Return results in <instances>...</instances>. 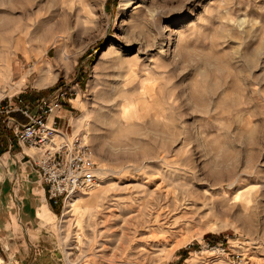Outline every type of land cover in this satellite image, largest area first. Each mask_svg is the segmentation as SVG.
Segmentation results:
<instances>
[{"label":"rangeland","instance_id":"obj_1","mask_svg":"<svg viewBox=\"0 0 264 264\" xmlns=\"http://www.w3.org/2000/svg\"><path fill=\"white\" fill-rule=\"evenodd\" d=\"M59 89L99 184L28 224L12 178L0 264H264V0H0V107Z\"/></svg>","mask_w":264,"mask_h":264},{"label":"built area","instance_id":"obj_2","mask_svg":"<svg viewBox=\"0 0 264 264\" xmlns=\"http://www.w3.org/2000/svg\"><path fill=\"white\" fill-rule=\"evenodd\" d=\"M70 92L71 89H59L50 96L37 99L33 111L22 107L27 122L7 120L8 124L13 122L20 143L39 150L37 157L28 161L40 183L46 186L49 201L62 206L99 184V167L91 145L83 136L66 135L58 128L54 116L70 99Z\"/></svg>","mask_w":264,"mask_h":264},{"label":"crops","instance_id":"obj_3","mask_svg":"<svg viewBox=\"0 0 264 264\" xmlns=\"http://www.w3.org/2000/svg\"><path fill=\"white\" fill-rule=\"evenodd\" d=\"M70 95V99L65 101L63 107L54 114V116H56L59 120V122H57V125L59 126L62 123L65 124L72 115L73 104L71 103L75 98L74 90H71ZM46 96L44 95L42 97ZM4 103H7V100H4ZM13 104L15 107L11 106L8 111H5L6 113H9L10 111L12 112L7 116L5 122L7 127L11 128L14 132L13 122L9 121L10 123L8 124L7 120L13 119L19 123L27 122V117L21 111V108L28 107L33 111L35 108V101L34 103L29 101L24 102L21 98H16L14 99ZM2 110L4 109L1 107V111ZM26 145L20 144L15 136L14 140L9 139L8 149L5 150L4 153L0 154V211L2 210V206L6 208V204L9 203L5 198L7 194H11V179L16 177L19 188H21L20 197L23 201V207L17 212V214L19 217L25 219L28 224H32L33 218L35 219L36 217L48 219L49 212L53 213L52 209L56 204L54 205L51 201H49L46 186L41 183H37L36 172L33 171L31 166H29L27 160L29 155L33 154L34 147ZM7 206H11L12 208V205L10 204ZM7 211L4 213H7ZM10 214L12 215V211H10ZM1 217L3 220V216ZM5 218L9 220L8 217Z\"/></svg>","mask_w":264,"mask_h":264},{"label":"trees","instance_id":"obj_4","mask_svg":"<svg viewBox=\"0 0 264 264\" xmlns=\"http://www.w3.org/2000/svg\"><path fill=\"white\" fill-rule=\"evenodd\" d=\"M28 97L31 98V95L22 94V96H20L18 98L19 99L21 98V100H23L24 102H26V101L31 102L30 99H28ZM41 97H38L37 99H39ZM35 103H36V101H35ZM5 111L6 110L1 111V107H0V154L4 153L5 150L8 149L9 139L14 140V137H15L13 130L11 128L7 127L6 122H5L7 116L9 114H11L12 112L10 111L9 113H6Z\"/></svg>","mask_w":264,"mask_h":264},{"label":"water","instance_id":"obj_5","mask_svg":"<svg viewBox=\"0 0 264 264\" xmlns=\"http://www.w3.org/2000/svg\"><path fill=\"white\" fill-rule=\"evenodd\" d=\"M40 264H58V263L55 261V259L52 256L48 254H44L40 258Z\"/></svg>","mask_w":264,"mask_h":264},{"label":"bare ground","instance_id":"obj_6","mask_svg":"<svg viewBox=\"0 0 264 264\" xmlns=\"http://www.w3.org/2000/svg\"><path fill=\"white\" fill-rule=\"evenodd\" d=\"M95 193H96V192H95ZM95 196H96V194H94L92 197L87 198V199L85 200L84 203L86 204V206L89 205L90 203H92V201L94 200ZM95 200H96V199H95ZM77 201H80L79 198L74 199V201H72L71 204H75V203H77ZM67 212H69V211H67ZM0 260H1V258H0Z\"/></svg>","mask_w":264,"mask_h":264}]
</instances>
